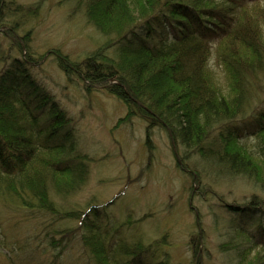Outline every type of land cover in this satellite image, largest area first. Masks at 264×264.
<instances>
[{
	"label": "trees",
	"instance_id": "obj_1",
	"mask_svg": "<svg viewBox=\"0 0 264 264\" xmlns=\"http://www.w3.org/2000/svg\"><path fill=\"white\" fill-rule=\"evenodd\" d=\"M65 1L103 37L83 59L61 48L39 53L28 26L39 3L0 0V205L54 216L47 225L53 248L64 249L84 230L87 264H143L149 251L143 240L112 243L110 224L96 227L88 217L108 219L102 204L60 210L87 184L91 160L80 153L73 119L43 79L51 62L70 82L114 95L129 116L146 118L149 129L160 127L182 145L187 153L178 162L193 190L208 192L237 178L250 186L247 200L222 199L236 234L223 249L234 252L236 264H264V0ZM215 41L227 89L210 66ZM192 156L200 159L191 166ZM202 172L213 181L203 186ZM67 219L78 226L55 227ZM200 237L191 242L193 264H203ZM52 254L56 264L60 251Z\"/></svg>",
	"mask_w": 264,
	"mask_h": 264
},
{
	"label": "rangeland",
	"instance_id": "obj_2",
	"mask_svg": "<svg viewBox=\"0 0 264 264\" xmlns=\"http://www.w3.org/2000/svg\"><path fill=\"white\" fill-rule=\"evenodd\" d=\"M16 1L40 5L39 16L28 26L33 29L32 44L41 54L61 48L71 57L83 59L103 39L70 1ZM213 46L210 66L227 89L217 63V41ZM45 64L43 79L72 117L80 153L91 160L87 184L60 203V210L84 209L92 200L103 205L110 201L104 208L108 219L88 217L96 227L112 225L109 237L114 235V244L143 240L150 245L143 264L160 260L193 264L191 242L198 235L202 236L199 248L203 264H236L234 252L223 249L224 244L236 240V234L228 224L229 209L222 202L249 199L250 186L237 178L233 183H215L208 192L205 187L193 190L195 182L178 162L187 150L175 146L164 129H149L147 119L138 115L126 118L129 109L123 101L103 89L88 93L51 62ZM246 140L252 142L248 136ZM197 159L200 157L192 156L189 164ZM202 176L203 186L213 181L204 172ZM54 220L46 213L17 212L0 205V264H52V252L59 251L56 264H87L88 255L80 240L84 230L71 235L64 249L48 243L54 229L47 225ZM78 224V220L67 219L57 221L55 227L73 229Z\"/></svg>",
	"mask_w": 264,
	"mask_h": 264
},
{
	"label": "bare ground",
	"instance_id": "obj_3",
	"mask_svg": "<svg viewBox=\"0 0 264 264\" xmlns=\"http://www.w3.org/2000/svg\"><path fill=\"white\" fill-rule=\"evenodd\" d=\"M212 58V57H211ZM216 58H217V53H216ZM222 73L224 74V77H223V79L225 80V84H227L228 83V81H227V77H226V74L224 73V70L222 69ZM217 75V74H216ZM218 76V75H217ZM221 82V81H220ZM128 117H131V116H127L126 118H128ZM91 162V161H90ZM90 162H89V165H90ZM191 177V176H190ZM192 178V177H191ZM83 189V188H82ZM117 198V197H116ZM91 203V201L88 203V205ZM100 204H102L103 205V203H99L98 201L97 202H95V204H93L92 203V206L94 207L95 206V208H96V210H101L102 208H100V206H102V205H100ZM88 205H86L85 207H87ZM89 206H91V204L89 205ZM105 206V205H104ZM84 207V208H85ZM100 208V209H99ZM83 208H79L78 210H82ZM106 210H107V208H106ZM112 227V225H110V228ZM113 236V235H112ZM114 241V240H113ZM113 241H112V243H113ZM102 243L104 244V246H108L109 245V242H108V239L107 240H105V239H103L102 240ZM115 243H117V242H115ZM138 259V258H137ZM142 259H143V257H142ZM142 259L141 260H139V261H142ZM202 260H203V258H202ZM135 261H138V260H136L135 259ZM162 261V260H161ZM165 261V260H164ZM143 262V261H142Z\"/></svg>",
	"mask_w": 264,
	"mask_h": 264
}]
</instances>
